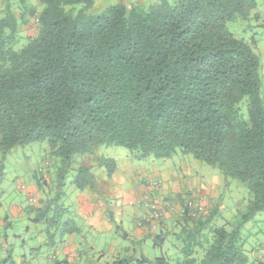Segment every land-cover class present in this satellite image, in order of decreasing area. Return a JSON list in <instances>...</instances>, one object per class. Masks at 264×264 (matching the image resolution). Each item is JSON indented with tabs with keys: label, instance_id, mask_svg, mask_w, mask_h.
Returning <instances> with one entry per match:
<instances>
[{
	"label": "trees",
	"instance_id": "1",
	"mask_svg": "<svg viewBox=\"0 0 264 264\" xmlns=\"http://www.w3.org/2000/svg\"><path fill=\"white\" fill-rule=\"evenodd\" d=\"M95 4L42 0L40 9L26 5L21 20L10 0L0 8V149L5 155L47 139L59 165V192L26 206L25 214L46 223L50 237L68 232L69 224H61L66 208L54 206L72 169L80 190L93 188L91 167L81 158L99 146H123L134 160L192 153L246 185L243 221L232 230L208 228L211 216L180 213L184 229L174 234L183 242L181 259L142 255L136 262L246 264L241 227L264 211V82L257 37L263 32L236 36L228 24L244 21L245 30H264L254 12L257 0H156L148 6L119 1L93 14ZM30 16L38 19V31L17 47L20 22ZM100 165L111 176L116 162L106 158ZM168 236H155L156 245ZM131 261L125 257L119 264Z\"/></svg>",
	"mask_w": 264,
	"mask_h": 264
},
{
	"label": "rangeland",
	"instance_id": "2",
	"mask_svg": "<svg viewBox=\"0 0 264 264\" xmlns=\"http://www.w3.org/2000/svg\"><path fill=\"white\" fill-rule=\"evenodd\" d=\"M41 1L10 0L20 20L23 19L22 15L26 5L40 9L42 8ZM119 1L148 6L156 0H96V4L90 12L99 14L108 5ZM257 2L258 6L254 12L264 11L263 0H257ZM4 3L5 0H0V8L3 7ZM79 7L80 5L76 6V8ZM27 20L28 23L20 22L17 47L23 46L27 39L34 36L38 31L37 19L30 16L27 17ZM246 24L247 22L244 21L232 22L228 24V28L236 36H250L254 31L264 32L262 28L253 31L245 30ZM50 151L47 139L18 145L5 155L0 149V216L2 222L8 221L6 224L0 223V245L2 246L6 239L14 255L24 252L29 256L31 249L39 246L42 247L41 255H52L53 248L48 245L51 237L47 232L46 223L32 221L30 217H34V215H14L11 211L14 205L19 204L26 207L39 203V200L37 203L34 201L29 189L33 184H37L35 173L43 184L44 188L41 190V195L44 198L47 196L53 198L59 192L57 180L59 165L54 163ZM106 158H111L116 162L114 175L108 174L107 166L100 165V162ZM47 162L49 167L45 170L46 176L44 178L41 170ZM81 163L91 167L90 173L92 175L90 176H93V188L88 187L85 192L86 195L103 204L102 206L109 210L110 216L114 212L113 217H110L112 223L110 231L98 232L88 226L83 230L82 235L85 239L83 244L87 250L84 257L86 264H117V261L125 257L133 259L129 264H138L136 259L142 255L149 259L165 256L170 258L173 263L181 259L183 255H181L180 248L183 242L174 234L179 233L181 227L172 226L169 236L162 245H156L155 242V236L161 235L159 229H155L153 236L143 240L138 238L137 233L138 218L144 219L148 216L151 221H154L149 223L151 226L166 216L165 214L159 220L154 219L153 210L149 207V203L150 205L157 203L159 206V204L162 205L166 201H170L166 197L162 199L158 194L159 188L166 184L167 170L169 173L172 171L178 179H183L181 182L182 192L178 193L177 199L190 193L197 194L202 198L206 212L201 216L205 219L207 216H211L208 228L224 225L228 230H232L241 224L243 214L247 212L249 192L246 185L226 177L217 166L197 159L192 153L178 151L166 159L151 156L144 160H134L129 149L123 146L102 145L97 147L92 155L83 156ZM128 165L133 169L132 175L134 177L142 174L139 170L143 171L145 168L151 172V175H147L143 180L145 185L147 183L148 187L151 186L148 192H128L130 188L134 187L133 184L137 180L122 171L121 176L127 177L125 181H122L118 174V170L125 169ZM76 176L77 171L75 169L68 172L63 187L64 194L59 201H56L54 208L59 209L60 205H64L70 207L74 213L77 212V196L81 190L75 183ZM188 181L192 184L187 183ZM155 182H158L159 185H155ZM136 185H139L138 182ZM123 189L125 193L119 194L120 190ZM50 232L55 231L50 229ZM41 237L46 239L47 244L41 243ZM241 237L246 242V245L244 243L245 253L264 245V211L257 212L250 221L242 225Z\"/></svg>",
	"mask_w": 264,
	"mask_h": 264
},
{
	"label": "crops",
	"instance_id": "3",
	"mask_svg": "<svg viewBox=\"0 0 264 264\" xmlns=\"http://www.w3.org/2000/svg\"><path fill=\"white\" fill-rule=\"evenodd\" d=\"M261 16V21L264 20V11L259 12ZM261 29V28H259ZM259 40V47L258 51L262 54V60H263V68H262V76L264 80V32L262 36L259 34L257 35ZM146 159V158H145ZM144 160V159H142ZM128 164V163H127ZM124 172L126 175H129V177H134L132 175L133 169L128 165L126 168H122L118 170V174L122 181H125L127 178L126 176L120 174L121 172ZM140 173L135 178L137 180L139 185H136L135 182L133 184V188H130L128 192H134L137 191L140 193L142 192H148L149 189H151V186L148 187L147 183L143 182L145 177L147 175H151V172L148 171L147 168H145L143 171L139 170ZM113 173L112 175H114ZM133 178V179H134ZM165 182L166 184L163 185L160 190H158L159 196L163 199V197H166L170 199V201L177 202L178 193L182 192V183L183 179H178L177 176L171 171H166L165 175ZM116 180L117 177H116ZM191 181V180H190ZM188 181L187 183L192 184V182ZM164 182V181H163ZM44 188V187H43ZM39 187L37 184H33L29 189L31 192V195L34 197V201L41 200V199H47L41 195V190L43 189ZM86 190H81L80 194L77 196V212L74 213L70 207H66L63 205L64 208H66L64 215L62 216V226L66 223L68 226L65 227V229L68 228V232L62 233L61 230H58L57 233H55L49 240L48 245L54 249H52V255L44 256L41 255V249L42 247H36L32 248L29 252V256L27 253L20 252L17 255H14L11 252V246L8 244L7 240L5 239L4 244L2 246L0 245V264H86V260L84 257L86 256V246H84L83 241L85 240L82 233L83 230L88 226L89 228L93 229L94 231L102 232V231H110L112 229V223L111 218L113 217V214H109V210L106 209L103 204H100L96 200H93V197L86 195ZM125 193L124 189L119 194ZM43 194L45 195V192L43 191ZM48 194V193H47ZM157 194V193H156ZM96 201V202H95ZM23 206L14 205L11 209L12 214L14 215H21L25 214ZM119 211V210H118ZM132 212V211H131ZM121 213V211H120ZM180 213H167L164 218L160 220V222H155L154 224H146L143 222V219L138 218L137 222V233L138 238L140 240L145 239L146 237L153 236L155 229H159L162 233H168L172 229V226L177 225L180 228V231L183 228L185 222L179 215ZM6 219V217H5ZM0 223H8V221L5 220V222H2V217L0 216ZM143 224V225H142ZM156 224V225H155ZM61 226V227H62ZM119 227V226H118ZM154 229L152 230V228ZM169 228V229H168ZM69 230H72V232H69ZM179 231V232H180ZM153 232V233H152ZM127 236V235H126ZM41 243L45 244L46 239L41 237ZM246 245V242H244ZM47 244V243H46ZM245 245H244V252H245ZM263 246V247H262ZM248 256L247 263L250 264H262L264 262V245H261L258 249H253L245 253ZM120 261V260H119ZM119 261L116 263L119 264ZM246 263V264H247Z\"/></svg>",
	"mask_w": 264,
	"mask_h": 264
},
{
	"label": "built area",
	"instance_id": "4",
	"mask_svg": "<svg viewBox=\"0 0 264 264\" xmlns=\"http://www.w3.org/2000/svg\"><path fill=\"white\" fill-rule=\"evenodd\" d=\"M38 22V19H37ZM48 165V162L45 164ZM45 174L44 168L41 170ZM155 185H159L158 182H155ZM183 202H174V201H166L162 205L157 203H152L149 207L153 210L154 219L159 220L163 215L167 213H183L187 212L188 215H191L193 218L201 217V214L206 212V206L201 197L197 196V194H185L181 197ZM148 223H152L151 219L147 217L144 218Z\"/></svg>",
	"mask_w": 264,
	"mask_h": 264
}]
</instances>
